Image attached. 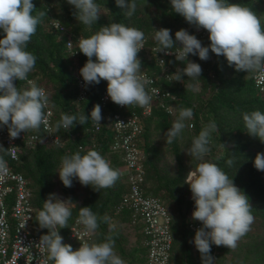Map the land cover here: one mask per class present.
I'll return each mask as SVG.
<instances>
[{"label": "trees", "instance_id": "1", "mask_svg": "<svg viewBox=\"0 0 264 264\" xmlns=\"http://www.w3.org/2000/svg\"><path fill=\"white\" fill-rule=\"evenodd\" d=\"M95 2L100 6L101 16L97 24L87 28L75 19V9L67 0H33L36 7L34 15L42 10L48 11L27 46V50L37 57L35 69L29 73L28 79L47 88L50 107L53 109L54 131L63 141V147L42 141L31 147L25 141H20L18 160H12L7 152L3 153L8 165L24 174L29 182L35 209L33 231L41 236L47 234V229L39 228L36 217L48 195L56 194L60 189L63 199L70 198L77 205V208L72 209L68 227L59 230L64 243L75 249L77 243L71 236V229L78 219V208L87 206L99 217L108 218L107 221L100 220L99 229L92 235L91 243L100 242L106 235H112L115 251L127 264H146L148 261L147 248L143 245L144 235L139 230L140 224H132L130 209L119 210L118 207L130 189V181L123 171L126 162L122 151L112 148L113 130L110 123L104 122L101 130L97 132L93 130L91 118L83 125L76 123L70 130L62 127L56 129L62 113L77 116L85 114L90 117L94 105L99 104L101 107L102 92L107 87L104 80L98 85H90L87 97L82 102L78 101L79 70L87 61V57L79 52L78 40L94 34L100 26L120 22L145 33V44L151 50L144 49L138 53L142 70L152 77H158L157 83L172 93L167 101L172 112L165 107L155 106L153 113L142 119L144 126L140 139V147L145 152L142 187L147 195L163 200L171 216L173 243L170 264H201L199 252L195 254L191 246L196 230H192L189 223L196 220L191 218L194 201L189 186L185 184L187 172L194 169L198 162L185 151L202 127L212 120L217 123L218 131L212 134L210 152L206 159L217 163L249 197L254 222L250 231L238 241L235 249L212 245L211 255L216 260L215 264H264V172L257 170L253 163L258 152L264 153V143L246 132L242 119V113L246 111L264 112V91L256 87V73L238 72L234 67L228 66L225 57L210 52L207 61L200 60L198 56L188 57L202 67V75L198 80L184 77L182 82L171 81L170 74L183 65L176 61L174 54L160 55L154 52L153 47L157 46L153 40L154 29H171L173 39L176 31L186 29L201 40L204 46L210 42L208 34H204L206 30L197 31L182 16L174 13L170 0H137L138 8L130 18L125 17L124 10L116 5L115 0ZM228 2L241 3L251 7L258 16H264V0ZM53 19L61 21L66 30L55 28ZM3 35L0 31V38ZM71 35L75 40V53H71L67 46ZM160 60H164V64ZM199 83V91L193 90L195 84ZM16 85L21 89L29 87L27 81L18 80ZM180 107L192 108L194 116L185 121L188 127L182 132V138L167 144L164 137L163 144L157 137L160 134L164 136L171 128ZM104 108L105 113L113 114L118 106L110 101ZM136 110L141 113L140 107L136 106ZM26 133L46 136L42 126L39 131ZM89 150H97L113 168L120 170L121 176L113 187L97 192L90 186H82L75 179L72 187H65L60 181L57 171L61 157L77 151L83 155ZM229 158L233 159L231 166L227 164ZM133 236H136L134 241L131 240Z\"/></svg>", "mask_w": 264, "mask_h": 264}, {"label": "clouds", "instance_id": "2", "mask_svg": "<svg viewBox=\"0 0 264 264\" xmlns=\"http://www.w3.org/2000/svg\"><path fill=\"white\" fill-rule=\"evenodd\" d=\"M67 3L74 7L73 16L78 22L87 28L97 24L101 14L95 0H67ZM115 3L128 18L138 8L137 0H115ZM170 5L174 13L182 16L197 31L206 30L204 34L207 32L210 41L204 46L201 40L183 28L175 32V39L171 29H154L156 53L174 54L176 61L183 65L170 74L171 81L182 82L184 77L198 80L202 67L188 57L198 56L200 60L207 61L210 52L225 57L228 66L238 72L259 73L264 77V16H258L251 7L229 3L228 0H170ZM35 9L33 0H0V31L4 34L0 38V127H7L11 139L18 138L22 132L39 131L42 125L47 126L50 115L45 112L49 104L45 90L28 79L29 73L35 69L37 57L27 50V46L48 11L42 10L34 15ZM53 22L57 29L63 31L61 21L53 19ZM146 40L142 30L120 22L105 24L89 37L79 38V52L87 57L79 70L85 85H98L104 80L107 82V96L117 106L150 107L153 97L147 86L153 81L147 78V72H143L138 56L145 48ZM146 49L151 50L150 46ZM160 61L164 64L163 60ZM155 79L157 82L158 77ZM18 80L27 81L29 87L18 88ZM157 84L163 90H169ZM256 87L264 91V84L256 81ZM177 112L176 120L164 133L167 144L182 138V132L188 127L185 121L194 116L192 108L180 107ZM89 118L97 128L101 126L103 116L99 104L93 106L90 117L62 113L56 129L70 130L76 123L83 125ZM242 119L246 132L264 143V112L246 111L242 113ZM217 131L215 120L210 121L185 151L198 162L187 172L185 184L189 186L194 201L191 218L202 224L196 229L192 241L200 254L201 264H215L216 260L211 255L212 245L235 249L254 222L249 197L217 163L206 159L212 134ZM55 142L58 147H63L59 141ZM0 151L7 152L8 149L0 146ZM253 163L257 170L264 172V153L258 152ZM227 164L231 166L233 159L229 158ZM6 172V161L0 157V175ZM57 173L65 187H72L75 179L97 192L113 187L121 176L120 170L113 168L97 150H89L83 155L80 151L63 155ZM73 208L77 205L70 198L62 199L55 193H50L43 202L36 222L40 229L48 230L38 243L40 250L47 253V260L51 264H127L115 251L112 235L92 243L91 236L90 243H82L77 250L64 243L59 230L68 227ZM78 209L77 223L92 235L97 233L100 220L108 219L99 217L91 207Z\"/></svg>", "mask_w": 264, "mask_h": 264}, {"label": "built area", "instance_id": "3", "mask_svg": "<svg viewBox=\"0 0 264 264\" xmlns=\"http://www.w3.org/2000/svg\"><path fill=\"white\" fill-rule=\"evenodd\" d=\"M53 26L55 27L54 22ZM62 27L65 31L63 24ZM67 46L71 53H75L73 35L69 37ZM144 47V49L147 48L146 44ZM156 47H153L154 52H156ZM161 54L166 55L162 52ZM145 75L153 81L152 84L147 86L153 97L150 107H140V113L136 110V106H129L132 107L130 111L129 107L118 105V111L113 114L105 113L104 107L109 105L111 101L107 96L106 87L100 99L103 116L100 122L101 126L97 128L94 125L93 130H101L104 122L108 121L113 130L112 148L123 153V159L126 162L123 171L130 181V189L124 195L118 207L119 210L130 209L133 217L132 224L139 223L142 226L143 245L147 248L148 253L146 264H170V250L173 243V235L170 230L171 216L164 202L156 196L147 195L142 187L145 173V152L140 147L139 142L144 126L143 117L150 116L156 104L172 112L167 104V100L172 97V93L169 90H163L157 84L155 77L150 76L148 73H145ZM255 78L258 84H264V77L259 73L255 75ZM78 81V99L82 101L87 97L90 85H85L80 75ZM39 87H42L48 95V90L44 85ZM153 89L155 91H151ZM45 112L50 113L47 126L42 125L46 134L45 137L39 134L22 132L18 138L11 139L7 127L0 128V146L8 149L7 156L12 160L19 159L20 141H25L31 147H35L39 141L50 145L57 144L55 141L63 143L54 131L53 109L50 107V102ZM3 153L4 151H0V157H3ZM3 159L5 160L4 157ZM6 167L7 172L0 175V264H51L47 260V253L42 252L39 248L38 243L41 235L33 231L32 223L35 209L31 199L32 193L29 182L24 174L13 170L7 162ZM189 227L196 230L202 227V224L199 221H190ZM71 230V236L77 243L74 250H77L82 243H90L92 234L87 233L84 226L77 223V220Z\"/></svg>", "mask_w": 264, "mask_h": 264}, {"label": "rangeland", "instance_id": "4", "mask_svg": "<svg viewBox=\"0 0 264 264\" xmlns=\"http://www.w3.org/2000/svg\"><path fill=\"white\" fill-rule=\"evenodd\" d=\"M195 89H198V90H195V91H199V89H200V83H199V84H195ZM157 140H158V141H161L163 144H165V143L163 142V141H164V136H163L162 134H160V135L157 137ZM139 144H140V142H139ZM56 194H57L60 198L63 199V196L61 195V191H60V189H58V190L56 191ZM135 237H136V236L132 237L131 240L134 241ZM191 246H192V250H193V252L196 254V253H197V249L195 248L194 243L191 242Z\"/></svg>", "mask_w": 264, "mask_h": 264}]
</instances>
